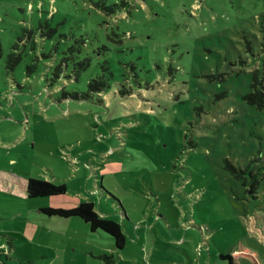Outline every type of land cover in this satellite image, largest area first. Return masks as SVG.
<instances>
[{
	"label": "rangeland",
	"instance_id": "obj_1",
	"mask_svg": "<svg viewBox=\"0 0 264 264\" xmlns=\"http://www.w3.org/2000/svg\"><path fill=\"white\" fill-rule=\"evenodd\" d=\"M123 1L0 0V264H264V109L245 99L264 78V0L101 10ZM101 77L105 92L63 98ZM30 179L67 193L30 199ZM82 202L123 250L41 211Z\"/></svg>",
	"mask_w": 264,
	"mask_h": 264
},
{
	"label": "trees",
	"instance_id": "obj_2",
	"mask_svg": "<svg viewBox=\"0 0 264 264\" xmlns=\"http://www.w3.org/2000/svg\"><path fill=\"white\" fill-rule=\"evenodd\" d=\"M126 4L127 2L125 0L119 5L116 4L113 6H106L104 3L100 5V7L101 10L105 13L114 14L118 10L120 11L124 9ZM73 50L75 49H70L72 53L75 52ZM0 56H2L1 49ZM21 60V53H17V51L11 52L6 59L7 71L14 72L17 66L21 63ZM82 66H84V64L80 63V67ZM86 66H90V61H87ZM62 67L63 63L56 68L54 74L55 79L59 80L61 78ZM34 70V66H29L27 68L28 74H31ZM63 78L67 77L64 76ZM76 80H78L77 77ZM108 86L109 85L107 84L105 77L92 79L88 83L89 93H73V95L71 96L68 93L64 92L63 98H68L75 101H85L90 98V94H101L102 92H105ZM252 89L253 91L245 97L246 101L251 105H255L258 109H264V78L261 77V73L259 70H256L253 73ZM225 168L229 170L236 179H241L244 174L249 172L248 169L237 168L228 160L225 161ZM26 189L27 195L30 199L60 197L66 195L67 193V186L64 183H52L49 181L37 179H30L27 183ZM41 211L44 215H47L49 217H60L64 219L79 218L89 226L91 232L95 233L97 231H101L109 235L114 240L116 249L123 250L125 248L126 237L119 223L97 213L95 211V205L93 203L82 202L77 207L71 209L46 207ZM239 255L249 261V264H258L257 260L252 255L244 254L242 252H239ZM220 257L222 260L227 261V264H238L230 255H221Z\"/></svg>",
	"mask_w": 264,
	"mask_h": 264
}]
</instances>
